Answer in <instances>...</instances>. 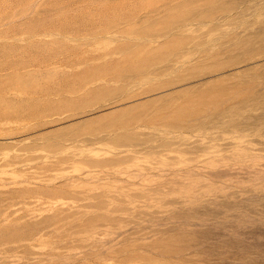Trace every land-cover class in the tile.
Segmentation results:
<instances>
[{
	"label": "rangeland",
	"instance_id": "374dc122",
	"mask_svg": "<svg viewBox=\"0 0 264 264\" xmlns=\"http://www.w3.org/2000/svg\"><path fill=\"white\" fill-rule=\"evenodd\" d=\"M0 264H264V0H0Z\"/></svg>",
	"mask_w": 264,
	"mask_h": 264
}]
</instances>
